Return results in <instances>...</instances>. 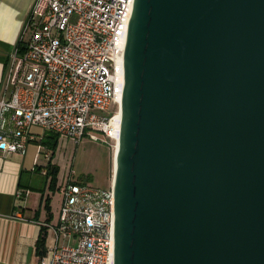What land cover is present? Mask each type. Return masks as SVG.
<instances>
[{"label": "water", "instance_id": "95a60500", "mask_svg": "<svg viewBox=\"0 0 264 264\" xmlns=\"http://www.w3.org/2000/svg\"><path fill=\"white\" fill-rule=\"evenodd\" d=\"M113 264H264V0H133Z\"/></svg>", "mask_w": 264, "mask_h": 264}, {"label": "built area", "instance_id": "2783aa9c", "mask_svg": "<svg viewBox=\"0 0 264 264\" xmlns=\"http://www.w3.org/2000/svg\"><path fill=\"white\" fill-rule=\"evenodd\" d=\"M132 6L133 0L33 1L0 80V155L23 156L29 143L42 145L33 128L74 143L84 136L112 141ZM41 154L51 161L38 146ZM71 178L59 189L54 237L37 263L113 264L112 185L102 190Z\"/></svg>", "mask_w": 264, "mask_h": 264}, {"label": "crops", "instance_id": "0c3cea01", "mask_svg": "<svg viewBox=\"0 0 264 264\" xmlns=\"http://www.w3.org/2000/svg\"><path fill=\"white\" fill-rule=\"evenodd\" d=\"M33 1L0 0V80ZM36 147V142L29 143L23 156L0 155V264H38L36 242L41 230L46 232L45 251L54 237L52 228L57 224L61 204L59 189L66 175L53 158L51 164L59 171L52 191L50 179L42 174L47 162L35 161ZM56 192L60 196L58 209L54 205ZM46 200L49 213L44 208Z\"/></svg>", "mask_w": 264, "mask_h": 264}, {"label": "rangeland", "instance_id": "374dc122", "mask_svg": "<svg viewBox=\"0 0 264 264\" xmlns=\"http://www.w3.org/2000/svg\"><path fill=\"white\" fill-rule=\"evenodd\" d=\"M112 110L105 115H111ZM33 131L41 133L42 131L33 128ZM88 136L81 138L78 143H74L71 139L58 138L56 148L52 159L55 158L57 163L62 167V171L66 177L72 173L71 180L77 184H86L94 188L106 190L109 188L112 179L114 142L106 140V144L94 142L88 139ZM37 144L35 161L43 159V154L37 156V148L44 145ZM47 149V148H46ZM48 150V149H47ZM51 153V151L49 150ZM60 196L58 192L54 196L55 208L59 207Z\"/></svg>", "mask_w": 264, "mask_h": 264}, {"label": "trees", "instance_id": "16d2710c", "mask_svg": "<svg viewBox=\"0 0 264 264\" xmlns=\"http://www.w3.org/2000/svg\"><path fill=\"white\" fill-rule=\"evenodd\" d=\"M21 48V46H20ZM22 49V48H21ZM23 50V49H22ZM58 136L53 134H47L44 138L43 141H41L42 145L45 146L48 150L51 151V159L53 156V153L56 148V143H57ZM46 168V178H49L50 180V188L52 191L55 190L56 182H57V175H58V167L54 166L51 164V161L47 163ZM49 204L48 200L45 201L44 208L49 213ZM45 239H46V232L44 229L41 230V233L39 235V238L36 242V255L38 258H42L45 256L46 251H45Z\"/></svg>", "mask_w": 264, "mask_h": 264}, {"label": "bare ground", "instance_id": "6f19581e", "mask_svg": "<svg viewBox=\"0 0 264 264\" xmlns=\"http://www.w3.org/2000/svg\"><path fill=\"white\" fill-rule=\"evenodd\" d=\"M110 124H111L110 138L114 142V150H113L114 151V157L112 158L113 164H114V158H115V154H116V150H117V142H118L119 130H120V113L119 112H117L115 114V117L113 118V120ZM113 169H114V165H113ZM112 173H113V171H112ZM111 181H112V179H111Z\"/></svg>", "mask_w": 264, "mask_h": 264}]
</instances>
